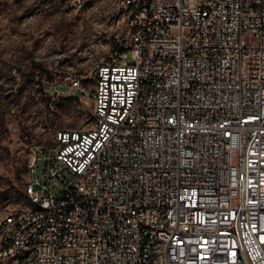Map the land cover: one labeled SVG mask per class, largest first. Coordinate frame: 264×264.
<instances>
[{
	"label": "built area",
	"instance_id": "2783aa9c",
	"mask_svg": "<svg viewBox=\"0 0 264 264\" xmlns=\"http://www.w3.org/2000/svg\"><path fill=\"white\" fill-rule=\"evenodd\" d=\"M110 20L70 86L93 124L33 149L0 261L264 264V0H115Z\"/></svg>",
	"mask_w": 264,
	"mask_h": 264
},
{
	"label": "rangeland",
	"instance_id": "374dc122",
	"mask_svg": "<svg viewBox=\"0 0 264 264\" xmlns=\"http://www.w3.org/2000/svg\"><path fill=\"white\" fill-rule=\"evenodd\" d=\"M114 6L115 0H0V214L27 203L35 147H52L58 133L92 126L70 86L111 30ZM38 167L46 171L44 162Z\"/></svg>",
	"mask_w": 264,
	"mask_h": 264
},
{
	"label": "trees",
	"instance_id": "16d2710c",
	"mask_svg": "<svg viewBox=\"0 0 264 264\" xmlns=\"http://www.w3.org/2000/svg\"><path fill=\"white\" fill-rule=\"evenodd\" d=\"M33 64H34V66H35V67H38V68H40V65H39V63H38V62H33Z\"/></svg>",
	"mask_w": 264,
	"mask_h": 264
}]
</instances>
